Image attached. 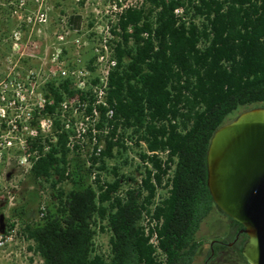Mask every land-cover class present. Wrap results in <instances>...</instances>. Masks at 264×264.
Wrapping results in <instances>:
<instances>
[{"label":"trees","instance_id":"1","mask_svg":"<svg viewBox=\"0 0 264 264\" xmlns=\"http://www.w3.org/2000/svg\"><path fill=\"white\" fill-rule=\"evenodd\" d=\"M144 1L145 11L127 10L121 17L122 29L131 26L133 32L123 35L125 49L117 48V59L120 67L124 55L129 61L109 78L113 116L104 118L102 108L98 129L107 123L112 137L118 130L119 137L130 129L140 132L149 151L169 150L170 159H176L169 197L151 216L161 254H154L141 225L154 195L150 172L133 186L135 180L114 167L108 171L112 180H101L104 158L113 157V147L123 148L119 140L107 141L101 155L92 156L91 168L79 158L68 167L62 134L60 157L54 149L31 173L50 184V204L36 222L22 227L31 242L28 250L43 264H191L195 233L215 209L206 184L210 139L240 108L264 105V0H189L188 26L174 14L185 0ZM80 19L69 17L73 29ZM144 32L146 38L140 36ZM201 39L208 43L203 49L197 47ZM179 125L185 132L177 131ZM151 161L160 182L165 170L155 156ZM93 170L98 173L91 180ZM66 180L68 192L59 187ZM124 182L129 184L118 196ZM32 194L28 200H37ZM19 207L11 216H25L24 206ZM96 229L109 233L106 252H96Z\"/></svg>","mask_w":264,"mask_h":264},{"label":"built area","instance_id":"2","mask_svg":"<svg viewBox=\"0 0 264 264\" xmlns=\"http://www.w3.org/2000/svg\"><path fill=\"white\" fill-rule=\"evenodd\" d=\"M39 1L36 5L42 9L43 4ZM124 1L123 4H109L103 10H97L94 20L87 23L86 33L82 32L83 17L79 13L61 15V20L54 24L47 18L42 19L46 15L42 13L33 19L29 17L23 23H16L15 29L0 32V203L13 208L27 200L33 192L39 202L40 218L45 214L46 202L51 201L50 184L41 178L34 180L31 176L33 167L54 149H58L57 156L60 157V136L63 134L67 155L85 157L81 161L86 168H91L92 156L101 155L104 150L102 139L108 136V141L119 140L123 148L113 147V157L104 158V161L130 151L138 161L135 168L138 177L133 178L135 182L132 184L124 182L117 191L118 196L123 195L128 184H140L146 170L150 172L154 195L148 206L150 212H142L141 225L148 244L154 254L159 255L157 221L151 216L153 210L162 206L169 197L176 159H170L169 150L149 151L140 132L135 134L130 129L119 137L122 130H118L112 137L107 123L98 129L102 108L105 110L104 118L113 116L109 105V78L113 72H121L129 61V57L124 55L120 67L117 59V48L125 49L123 35L133 32L131 26L122 29L121 17L127 10L145 11L148 8L144 0ZM188 1L185 0L183 7L174 10L175 17L186 26L189 15L193 13H187ZM156 12L153 10L151 15L153 27L156 26ZM70 16L81 17L77 29L69 24ZM198 19L203 21L202 17ZM48 24L54 28L53 39L39 34L42 31L37 29ZM71 33H75L73 39H69ZM140 36L146 38L148 34L144 32ZM207 44L201 39L197 47L203 49ZM127 45L129 48L135 46L132 37H129ZM85 58H88L87 64L84 63ZM177 131L185 132L182 125ZM141 154L146 155L144 160ZM154 156L165 170L160 182L155 178L156 170L151 161ZM98 165L97 162L95 166ZM67 166L70 167L68 157ZM96 173L98 171L93 170L91 180L95 179ZM16 225H9L0 231V250L8 246H15L19 252L26 249V236ZM100 233L96 229V252H99L97 238Z\"/></svg>","mask_w":264,"mask_h":264},{"label":"water","instance_id":"3","mask_svg":"<svg viewBox=\"0 0 264 264\" xmlns=\"http://www.w3.org/2000/svg\"><path fill=\"white\" fill-rule=\"evenodd\" d=\"M206 171L214 205L244 227V258L264 264V105L239 112L213 133Z\"/></svg>","mask_w":264,"mask_h":264},{"label":"rangeland","instance_id":"4","mask_svg":"<svg viewBox=\"0 0 264 264\" xmlns=\"http://www.w3.org/2000/svg\"><path fill=\"white\" fill-rule=\"evenodd\" d=\"M129 1V0H128ZM135 2L137 0H131ZM42 2V9H38L36 5L37 0H0V32H8L15 27V24L18 22L23 23L27 21L30 17L33 19L35 16L38 17V14H46L42 17V19H46L48 21L56 22L61 20L62 16H68L72 13H79L83 17V25L82 32L86 33L87 31V23L94 20L97 10H103L109 4H123L124 0H40L39 3ZM82 2V3H81ZM60 14V15H58ZM52 24H48L46 27L38 26L37 29H40L42 32L39 34H45L53 39L55 35ZM15 29V28H14ZM45 30V31H44ZM75 34V33H74ZM73 33L69 36V39H73L75 37ZM88 58L84 59V63L87 64ZM245 108H240L239 111H243ZM235 118V117H234ZM108 141V136L102 139V145L105 149L106 142ZM70 158V165L76 159L75 156H68ZM80 160L84 161L85 157L80 158ZM81 161V162H82ZM106 168L107 170L104 172H100V176L103 180L111 181L112 177L109 175L108 171H110L113 167L118 170V172L124 176H130L132 178L138 177V170L135 171V168L138 164V161L133 157V152L130 151L128 153L123 152L122 154H116L114 159L106 160ZM59 187L66 192L70 189V184L67 182H62ZM32 193L28 199L32 198ZM25 200V202L18 203L15 207H9L7 204L0 203V217L2 216V222L0 226L4 229H7L11 223L17 224V229L22 230V227L25 223L36 222L39 219L38 208L39 202L37 200ZM49 202V203H48ZM50 204V201L46 202V206ZM19 206H24L25 208V216L23 218L17 216H11V210L20 208ZM227 220L218 212H212L208 217L204 219L201 224V231L207 232L212 228L211 233L220 232L221 228L225 226V222ZM2 230V231H3ZM108 239L109 233L107 231L101 232L97 238V244L100 252H106L108 249ZM31 242H26L27 247L24 251H20L15 248V246H8L5 250H0V264H43L42 259L39 255L35 254L33 251L28 250V246H30Z\"/></svg>","mask_w":264,"mask_h":264},{"label":"flooded vegetation","instance_id":"5","mask_svg":"<svg viewBox=\"0 0 264 264\" xmlns=\"http://www.w3.org/2000/svg\"><path fill=\"white\" fill-rule=\"evenodd\" d=\"M217 211L218 214L221 212L215 206L213 212ZM226 220L225 226L221 227L226 229L220 230L218 234L211 233L212 228L209 230V227L203 233L200 225L195 233L196 242L191 264H249L242 254L248 238L243 231L244 227L230 218Z\"/></svg>","mask_w":264,"mask_h":264}]
</instances>
